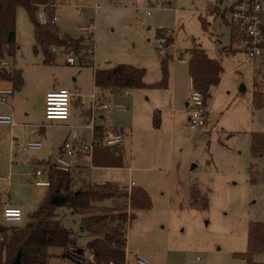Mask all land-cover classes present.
Returning a JSON list of instances; mask_svg holds the SVG:
<instances>
[{
    "label": "rangeland",
    "instance_id": "1",
    "mask_svg": "<svg viewBox=\"0 0 264 264\" xmlns=\"http://www.w3.org/2000/svg\"><path fill=\"white\" fill-rule=\"evenodd\" d=\"M215 1L170 0V9H163L159 6L160 0H85L84 10L79 13L77 0H55L56 14L61 17L55 25L58 32L83 39V48L74 51V67L64 66V57L60 55L62 47L58 45L50 47L52 61L44 63L42 52H34L33 24L26 11L18 7L17 48L13 57H4L11 65L15 61V68L23 71L24 86L15 95L20 91L27 95L25 110L10 103L12 109L8 111L14 115H29L25 124L43 122L41 89L56 76L62 83L57 89L67 88L83 98L92 91L97 97L102 92L103 102L109 104L110 109L102 111L104 120L99 118V111L94 113L97 124L122 132L125 140L129 139L131 127L141 128L149 120L154 124L155 119L157 124L160 122V116L150 115L151 106L167 99L173 74L177 92L190 96L187 72L186 84L181 75L183 69H187L189 49L202 48L210 59L220 64L225 75L217 89L210 91L206 124L200 128L201 132L200 129L175 128L173 145L168 147L166 143L153 150L146 146L150 134L141 129L138 134L143 143L135 145L133 150H125L122 166L143 169L132 174L122 168L82 169L72 173L73 190L88 183L125 187L132 180L135 187L147 191L150 207L131 211L134 217L126 225L125 232L130 258L140 255L149 264H196V256L201 258L200 264H245L232 254L245 253L249 225L264 222V149H259L258 154L252 151V136L264 134V103H258L254 96V93L264 95V67L242 65L244 54L237 41L231 45L229 26L220 16L215 19L207 14V10H215V4L211 6ZM148 5L150 15L146 16ZM44 7L47 13L55 12L48 5ZM96 7L99 9L95 10ZM88 24L93 27L91 63H87L90 55L85 49L89 41L78 30ZM167 30L172 32L173 44L183 53L185 61L168 60L167 87L157 89L152 85L161 80L162 59L155 50V37ZM230 45L233 46L231 50ZM53 48L57 52H52ZM120 64L143 70L146 87L109 92L93 85L94 69L104 70ZM126 91H129V97L125 96ZM177 102L183 106L181 100ZM115 104L126 109L114 110ZM16 129L27 131L22 125ZM63 133L59 127L45 126L41 134L43 149L18 153L12 164L5 160L0 150V178H7L0 185V202H7L9 197L25 202L24 217L18 223L5 222L0 208V227H23L29 221V214L35 210L33 201L44 190L35 186L36 179L32 174L36 170L44 171L40 180H47L45 162L54 159L55 154L51 158L45 157L44 150L47 145L59 143ZM167 136L163 130V140L167 141ZM19 143L23 146L25 142ZM129 143L127 141V145ZM100 205L110 210L114 208L110 200ZM55 217L69 230L71 239L78 246L75 250H84L95 238L81 229V214L58 207ZM50 252L56 256L50 258L48 264H81L85 260V257L74 260L70 251L61 256L59 249H50ZM84 255L87 257V253ZM253 259L264 262V253H256Z\"/></svg>",
    "mask_w": 264,
    "mask_h": 264
},
{
    "label": "trees",
    "instance_id": "2",
    "mask_svg": "<svg viewBox=\"0 0 264 264\" xmlns=\"http://www.w3.org/2000/svg\"><path fill=\"white\" fill-rule=\"evenodd\" d=\"M48 5L51 0H0V61L4 57H13L16 51V11L22 7L33 24L35 40L34 52L40 50L45 63H50V47L58 45L67 51H78L83 48V39H74L58 32L56 26H40L36 20L39 6ZM172 42L171 39L167 43ZM165 57L161 62V80L152 85L157 89L167 87L168 72ZM188 75L193 89L200 92L204 102L210 98L211 89L217 87L222 78L220 64L210 59L202 48L194 47L187 51ZM144 71L130 65H116L109 69L94 70L93 84L100 89H142ZM0 78L10 81L14 91L24 85L20 70L0 72ZM258 103H264V95L254 93ZM156 124V123H155ZM99 131V128H96ZM264 149V134L252 136V151L260 153ZM94 166L100 168H121V149H103L94 154ZM47 164V162L45 163ZM48 186L37 209L29 214V221L23 227H0V264H13L19 256L20 264H48L50 258L56 256L50 249H59V256L66 254L74 247L69 230L64 228L55 217L58 207H66L72 213L81 214V229L95 236L89 241L84 252L89 253L92 262L85 259L81 264H123L126 246V225L132 220L131 211L145 210L150 207V197L141 187L117 189L112 185L85 184L73 190V181L68 173L57 170L53 166L47 168ZM114 203L113 209L103 208L105 201ZM130 210L129 213L127 211ZM256 253H264V222L249 225L247 250L234 254L245 264H264L256 262ZM58 256V255H57ZM65 256V255H64ZM74 264V263H71Z\"/></svg>",
    "mask_w": 264,
    "mask_h": 264
},
{
    "label": "built area",
    "instance_id": "3",
    "mask_svg": "<svg viewBox=\"0 0 264 264\" xmlns=\"http://www.w3.org/2000/svg\"><path fill=\"white\" fill-rule=\"evenodd\" d=\"M84 2L85 0H77L76 10L79 13L84 9ZM169 5L170 0H161L159 4L163 9H170ZM44 8V6L37 8L36 20L38 24L40 26H55L61 20V17L56 12L47 13ZM98 9L99 7L95 8V10ZM149 10L150 5L147 6L146 16L150 15ZM228 24L232 37L240 41L241 51L245 55L244 63L258 64L264 67V0H233L228 7ZM78 30L82 35H86L89 41L85 49L87 55H90V61L87 63H91L93 62L92 56L94 52V45L91 43L93 27L88 24L79 27ZM172 36L173 34L169 30L162 31V33L157 35L155 50L161 59L170 57L171 60L175 59L183 63L185 60L182 57V53L174 47ZM170 39L172 42L167 43ZM52 52L57 51L53 48ZM60 55L64 57L66 65L74 66L76 64V57L73 51H67L62 47ZM11 69L12 65L10 60L8 58L1 59L0 72L10 71ZM189 86L190 96L187 104V128L190 131H196L205 125L208 105L207 102H204L201 93L193 89L191 78L189 80ZM13 93V84L10 81L0 78V105L8 106V100ZM72 98L73 95L66 89H58L46 93L43 113L45 121H68L70 118ZM79 106L82 114L87 115L86 123L71 126L69 136L57 149L54 159L45 164L47 168L48 166H53L59 171L68 173L74 182L72 173L82 169H93L95 167L93 160L95 152L103 149H121L123 142V135L118 131L103 129L96 131L97 126L94 113L100 109H108L109 104L101 102V99L92 92L86 99L81 98ZM0 125L9 127L16 125L11 111L0 113ZM41 149L42 143L40 141L29 140L23 146H18L16 151L21 153L25 151H39ZM42 174L41 170H36L32 176L37 177ZM35 185L48 186V181H36ZM129 212L130 210L127 211V213ZM2 216L7 223H18L23 220L24 212L20 208L5 207L2 209ZM1 241H3V237L0 235ZM87 260L89 262L93 261L91 256ZM195 261L199 263L201 261L200 257H196ZM108 264L114 263L109 262ZM123 264L149 263L140 255H135L130 259L129 252L125 246Z\"/></svg>",
    "mask_w": 264,
    "mask_h": 264
},
{
    "label": "crops",
    "instance_id": "4",
    "mask_svg": "<svg viewBox=\"0 0 264 264\" xmlns=\"http://www.w3.org/2000/svg\"><path fill=\"white\" fill-rule=\"evenodd\" d=\"M232 1L233 0H216L215 3L211 4V6L213 4H215V7H214L215 10L214 9L211 10V11L207 10V14L213 15L215 19L220 16L221 20H223V22L229 26V24H228V7L232 3ZM51 2H52V9H55V12H56V9H57L58 5L55 3V0H51ZM219 12H221V13H219ZM229 28H230V26H229ZM229 36H230L231 45H233V43H236L235 41H237L238 44H239L238 47L241 50L240 41H238V40H236V39H234L232 37L231 29H230V32H229ZM156 37H157V35H156ZM231 45L229 47V50H231V48L233 47ZM182 57H184L183 53H182ZM244 62H245V55H244V60H243L242 65H245ZM13 63H15V64H12V69L11 70H20L22 72V77H23V71L21 69L15 68V65H16L15 61H13ZM44 63H45V61H44ZM253 65H258V64H253ZM64 66L74 67L75 65L74 66L66 65L65 64V60H64ZM186 68L187 69H183L181 75H182L184 83L186 84L185 77H186V72H187L188 87H189V90H190V86H189L190 77L188 75V67L186 66ZM94 70H96V69H94ZM94 70H93V73H94ZM224 75L225 74H223L222 77ZM92 79H93V74H92ZM170 80H171V84H170V88L168 89V92H170V93H169L167 99H165L163 101H156L153 104V106H151L150 115L151 116L152 115L160 116V122H158V124H157L156 123V119H155V123L156 124H154L151 120H149L141 128L135 127V126L131 127L130 131H128V138L129 139H126V140L124 139V134H122L123 135V142H122V146H121L122 157H123L124 152H125V150L127 148H128V150L129 149L133 150L135 145L138 146V145H141L143 143L142 137L138 134L139 132H141V129L142 130L143 129L146 130L150 134L149 139H146V146H150V149H153V150H157L158 148L162 147L163 145L165 146L166 143L168 144V147H171L173 145L174 139H175V132H176L175 128L178 129L180 127H183V128L188 129L187 128V121H188L187 104H188L189 95L187 96V94H183L182 91L177 92L174 74L171 76ZM54 81L53 82L52 81H48V82L44 83L43 88L41 89V97H42L43 100L45 98L46 93H48L49 91L58 90L56 87H58V85H60L61 82L58 80V77L56 78V76H55ZM62 89H66L67 90V88H62ZM216 89H217V87H216ZM101 90H107L109 92H115L116 91V90H112V89H101ZM241 91L242 92L245 91V88L243 86L241 87ZM15 92L16 91H14L13 95L9 98L8 106L0 107V113L8 112V110L12 109L11 104L17 105V106L21 107L22 110H25V107H26V104H27V95L25 93H20L21 91L16 93L17 95H15ZM22 92H24V91H22ZM92 92H94V91H92ZM168 92H166V93H168ZM70 93L73 95V98H72V106H71L70 118H69L68 121H50V122H46V121H44L45 119H43V122L41 124H38V125L30 124L29 125V124H25L24 123V121L27 118H29V115H14L13 114V120H14V122L16 124L14 127L0 125V150H1L2 155L5 157V160L6 159L8 160L9 164L10 163L12 164V160H13L14 156H16V154H18V152L16 151V148L18 146H22V145H20L19 141L27 142L29 140H38V141H40L42 143V140H41L42 135L41 134L44 132V127L45 126H47V127H59L60 129H62L64 131L63 138H62V140L59 143L47 145L46 150H44L45 153H46V154H44L45 157L51 158V156L53 154H56L57 149L61 146V144L69 136V134L71 132L70 131V127L86 123L87 115L86 114H82L81 108L79 106V101L81 100L82 96H79L76 93H72V92H70ZM94 93L96 94V92H94ZM126 93H128V95H126ZM126 93H125V96L129 97L130 96L129 91H126ZM82 95H84V94H82ZM100 95L101 96H99V98L101 99V102H103L105 97L102 94V92L100 93ZM96 96H97V94H96ZM84 97L86 99L87 96L84 95ZM178 100H181L183 102V106H179V103L177 102ZM109 107H110V105H109ZM113 108H114V110H117V111H123V110L126 109L121 104H115L113 106ZM109 109L110 108H108L106 110H101V109L98 110L99 111L98 112L99 113L98 116H99V118L101 120H104V116L102 114L103 113L102 111H107ZM208 109H209V105H208V108H207V114H208ZM100 124H97V119H96L97 128L103 129V130H108L106 127H104L103 125H100ZM205 124H206V122H205ZM21 125L24 126V130H27V131L23 132V131H20V130L16 129L18 126H21ZM28 127H31L32 129H29ZM163 130H164V132L166 131V133L168 134L167 141H166V139L163 140V138H162ZM200 132H201V129H200ZM83 133H85V132H83ZM120 133H122V132H120ZM177 140L179 141V138H177ZM127 141H130V143L128 145H127ZM42 149H43V143H42ZM33 152H36V151H33ZM170 157H171V154H169V157H168L169 161H170ZM44 161L45 160H42V162H44ZM48 161H50V159ZM122 162H123V160H122ZM94 168H100V167H94ZM121 168L123 170L127 169V171L130 174H132L137 169H143V168H136V167L123 168V166ZM117 169H120V168H117ZM42 173L43 174L41 176H37V177H33V178L36 179V181H48V178H47V180H40V178L44 176V171H42ZM6 179L5 178H0V185H3L5 183ZM1 183H3V184H1ZM132 185L135 186V183H134V181L131 180V181H129V183L125 187L124 186L120 187V186H117V185H115L114 187L119 188V189H122V188L123 189H129L130 187H132ZM36 187L42 188L44 190H42V192L39 193V195L33 201V209H35V210L37 209L38 205L41 203V201L43 200L44 196L47 193V186H36ZM24 206H25V202L13 199L12 197H9L8 201L5 202V203H1L0 202L1 212H2V209L5 208V207L20 208L24 212V210H23ZM35 210H33V211H35ZM2 218H3V216H2ZM75 246L76 245L74 243V247L69 250L71 252L70 253V257L71 258H73L74 260H76L77 257H83V258L85 257V259H89L90 258L89 253L84 252V250L82 248H77L75 250L74 249ZM76 247H78V246H76ZM126 249H127V239H126ZM83 253L84 254L87 253V257ZM234 254H240V253H233L232 254L233 258H235ZM196 257H199V256H196ZM196 257H195V259H196ZM195 259H194V262L196 264H200L201 263V261L199 263L196 262ZM240 260H242V259H240Z\"/></svg>",
    "mask_w": 264,
    "mask_h": 264
},
{
    "label": "water",
    "instance_id": "5",
    "mask_svg": "<svg viewBox=\"0 0 264 264\" xmlns=\"http://www.w3.org/2000/svg\"><path fill=\"white\" fill-rule=\"evenodd\" d=\"M13 264H20V257L19 256L14 260Z\"/></svg>",
    "mask_w": 264,
    "mask_h": 264
}]
</instances>
